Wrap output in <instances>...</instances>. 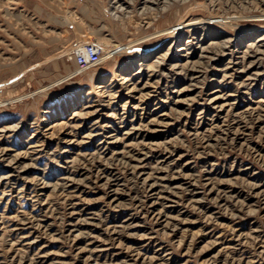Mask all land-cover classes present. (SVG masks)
<instances>
[{
  "label": "rangeland",
  "instance_id": "1",
  "mask_svg": "<svg viewBox=\"0 0 264 264\" xmlns=\"http://www.w3.org/2000/svg\"><path fill=\"white\" fill-rule=\"evenodd\" d=\"M0 264H264V0H0Z\"/></svg>",
  "mask_w": 264,
  "mask_h": 264
},
{
  "label": "bare ground",
  "instance_id": "2",
  "mask_svg": "<svg viewBox=\"0 0 264 264\" xmlns=\"http://www.w3.org/2000/svg\"><path fill=\"white\" fill-rule=\"evenodd\" d=\"M149 2V1H148ZM114 3V2H113ZM167 5H165L164 7H166ZM163 7V8H164ZM115 15V14H114ZM214 15V14H213ZM263 15V14H262ZM215 16H211L210 17V19H212V18H214ZM217 17V16H216ZM183 19V18H182ZM181 20V19H180ZM197 21V20H196ZM196 21H187L186 22V20H181L180 22H178V23H176V24H174V25H172V26H170V28H168V30H166V32L167 33H170L171 34V36L172 37H174V38H178L179 37V34L185 29V27H187V26H190L193 22L195 23ZM210 21V20H209ZM212 21V20H211ZM210 21V22H211ZM220 21H222V20H220ZM196 24V23H195ZM222 25V24H221ZM231 26H232V24H231ZM158 31V30H157ZM164 31V30H163ZM162 32V31H161ZM165 32V33H166ZM153 34V33H152ZM169 35V34H168ZM148 36V35H147ZM141 38V37H140ZM260 38V37H259ZM148 39H150V38H144V40L142 41V42H144L145 40H148ZM84 43H95V42H93V41H82L77 47H76V49H74L73 50V52L75 51V50H77V49H79ZM97 43V42H96ZM138 44V43H137ZM135 45L136 44H134V43H123L122 45H120V46H116V47H105V46H103L102 45V53H101V61L99 62V63H96V64H94L93 65V67L94 66H96V65H99V64H101L108 56H113V55H115V54H117V53H120V52H122V51H132L133 53L134 52H136V53H138V52H140L139 51V49H141V48H138V49H132V48H134L135 47ZM226 47V46H225ZM71 52V51H70ZM106 53V54H105ZM68 54V53H67ZM72 55H73V53H71ZM74 57V56H73ZM75 63H76V61H75ZM135 63V62H134ZM140 63L142 64V62L140 61ZM77 64V63H76ZM78 65V64H77ZM79 66V65H78ZM129 67L127 66V69H128ZM80 69H83L82 67H80ZM165 69V68H164ZM140 70V69H139ZM142 70V69H141ZM79 71V70H78ZM132 72V71H131ZM78 73V72H77ZM76 74V72L74 73V72H70L68 75V77H72L73 75H75ZM179 74V73H178ZM111 76V75H110ZM122 76V75H121ZM112 77V76H111ZM123 77H124V75H123ZM122 77V78H123ZM120 78V77H119ZM110 79V78H109ZM112 79H114V77H112ZM111 80V79H110ZM114 83V82H113ZM98 86H103L102 84H99ZM105 86V85H104ZM99 88V87H98ZM60 105V104H59ZM109 168V167H108ZM3 183V182H2Z\"/></svg>",
  "mask_w": 264,
  "mask_h": 264
},
{
  "label": "built area",
  "instance_id": "3",
  "mask_svg": "<svg viewBox=\"0 0 264 264\" xmlns=\"http://www.w3.org/2000/svg\"><path fill=\"white\" fill-rule=\"evenodd\" d=\"M102 45L100 43H84L79 49L73 52L74 57L70 60L76 61L79 67L88 69L101 61Z\"/></svg>",
  "mask_w": 264,
  "mask_h": 264
},
{
  "label": "crops",
  "instance_id": "4",
  "mask_svg": "<svg viewBox=\"0 0 264 264\" xmlns=\"http://www.w3.org/2000/svg\"><path fill=\"white\" fill-rule=\"evenodd\" d=\"M69 27H71V24H69Z\"/></svg>",
  "mask_w": 264,
  "mask_h": 264
}]
</instances>
